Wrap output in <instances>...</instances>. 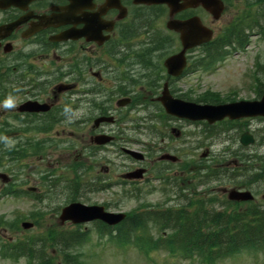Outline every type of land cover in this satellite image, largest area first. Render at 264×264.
<instances>
[{
	"label": "flooded vegetation",
	"instance_id": "flooded-vegetation-1",
	"mask_svg": "<svg viewBox=\"0 0 264 264\" xmlns=\"http://www.w3.org/2000/svg\"><path fill=\"white\" fill-rule=\"evenodd\" d=\"M135 2L34 0L0 7V137L21 142L19 152L26 155L44 145L47 126L57 136V127L69 124L75 130L76 152L86 150L108 165L111 155L122 152L132 162L123 166V175L138 168L151 171L164 153L185 152V129L192 123L167 116L159 98L165 92L176 100L196 102L190 76L209 47L187 49L183 64H173L169 73L165 61L180 53L182 45L179 34L166 27L168 10ZM200 11L188 8L176 19H189ZM66 32L71 38L57 40ZM123 121L130 126L122 127ZM233 122L255 129L251 119ZM147 130L160 146L140 141ZM200 130V136L214 134ZM236 131L225 128L222 134L235 141ZM171 140L179 145L169 147ZM130 147L141 148L145 159L135 162L125 152ZM243 170L241 164L228 166L220 175L243 181ZM101 171L104 182L109 169ZM173 176L177 178V172Z\"/></svg>",
	"mask_w": 264,
	"mask_h": 264
},
{
	"label": "rangeland",
	"instance_id": "rangeland-1",
	"mask_svg": "<svg viewBox=\"0 0 264 264\" xmlns=\"http://www.w3.org/2000/svg\"><path fill=\"white\" fill-rule=\"evenodd\" d=\"M239 0H233V3H238ZM233 13V12H232ZM206 24L211 25V19L206 16ZM223 21L216 23L214 22L215 30H218L220 26H222ZM263 44L260 42L258 44V48H262ZM254 49V47H252ZM244 54H239V56L232 55L230 59H228L220 68L218 73L209 74L202 73L201 78H197L198 81L201 82V87L203 88H213L217 90H221L222 92L227 91L230 88L238 86L242 83V78L245 75L244 70L247 68V63L244 61L245 57H242ZM195 77L191 78V84H194ZM256 126H264L263 122H256ZM173 126H177V124H173ZM69 124H62L58 126L59 135L58 140H63L66 143L67 148H62L61 152H55L54 154L48 155L45 160H42L40 163L35 159H31V162L27 165L28 169L24 171L20 168L19 165L15 172H18V187L17 189L26 191L28 187H36L39 191V195L41 193L46 192V188H44L40 183V176H38L35 172L30 173L28 176L27 171L32 170L34 165L38 166V171L43 170L40 174H45L46 171H55L56 176H63L65 179L71 178L72 173L68 166L71 161L74 160V155H72V144L74 140V130L71 128ZM193 128H186V131H192ZM159 139L151 138L150 136L142 137L143 143H158ZM186 146H189V143L193 145L195 139H187L186 137ZM181 143V142H180ZM171 147H177L179 145L178 142L170 141L169 144ZM85 153V152H84ZM193 155V154H192ZM56 158L55 161L53 159ZM87 156L82 155L79 156V160L86 161ZM112 161L109 164V167H114V171L110 172L111 176H116V174L121 173L117 171H122L123 165L120 164V161ZM121 160L126 164H131L130 161L127 160L125 156H121ZM100 160H97L99 163ZM100 166V165H99ZM99 166L92 167L93 170L87 172L83 177V182L88 183L94 177L102 176L103 172L99 170ZM23 171V172H22ZM82 174V172H80ZM27 174V176H26ZM99 174V175H98ZM109 176V175H108ZM12 180V179H11ZM115 177H111L110 182H116ZM25 183V184H22ZM66 183L63 181L57 187L56 193L52 194L51 198H47V200H43L40 203L34 201L31 197L21 195L17 198L12 197H1L0 196V214H5L6 219L11 222L12 225L17 226L14 230H6L0 231V238L5 242L11 239L12 241H26L29 238H35L37 236L46 235V230L48 227L59 226L58 225V213H56L59 206L66 204L64 200H66V196L69 195L68 190H63L62 187L65 186ZM6 185L3 184L0 180V192L1 189ZM123 188L114 186L108 190L92 192L89 187L84 185L79 190L77 195L78 200L80 202L86 204H108L111 209H116V206H119L118 209L122 211H129L136 206L134 201L128 200L123 201L120 200L121 196L118 198L115 196L116 192L121 191ZM45 194V193H44ZM43 194V195H44ZM217 194V193H215ZM219 196V194H217ZM144 201L156 204L162 202V196L159 192H153L151 194H146L144 197ZM64 204V205H65ZM181 205V203H178ZM36 210L35 214L30 217L31 220L36 222V226L28 231H23L18 227L17 224H14V219L16 217L29 216ZM30 221V220H27ZM63 230H69L72 228L70 225L61 226ZM84 229L89 230L90 238L87 243L81 247L80 252L82 253L81 259L86 262V264H201L200 259H192L186 260L180 258L178 255L174 257H170L165 252L158 251L157 253H153L152 255L147 254L144 256L137 249L133 247H127L120 249L116 245L106 242L104 239H100L95 234L94 227L92 224L84 226ZM0 264H25L24 260L19 261H11V260H2L0 258ZM217 264H264V258L260 255H239L232 257L230 259H224L219 261Z\"/></svg>",
	"mask_w": 264,
	"mask_h": 264
},
{
	"label": "trees",
	"instance_id": "trees-1",
	"mask_svg": "<svg viewBox=\"0 0 264 264\" xmlns=\"http://www.w3.org/2000/svg\"><path fill=\"white\" fill-rule=\"evenodd\" d=\"M214 215L209 220L207 214L202 220H194L185 212H179L172 219H161L162 226H170L173 232L167 238L153 239L142 227L144 216L136 214L119 226L116 238L150 248V244L156 249L168 248L171 253L177 248L182 253L203 257L207 264L242 250L264 254V217L256 218V215L252 220H241L236 214ZM188 227L190 232L185 234Z\"/></svg>",
	"mask_w": 264,
	"mask_h": 264
},
{
	"label": "water",
	"instance_id": "water-1",
	"mask_svg": "<svg viewBox=\"0 0 264 264\" xmlns=\"http://www.w3.org/2000/svg\"><path fill=\"white\" fill-rule=\"evenodd\" d=\"M202 4L210 9L213 14H215V9H220V3L214 0H206V2L201 1ZM172 2H169L171 4ZM167 111L175 115H184L183 108L178 105H167ZM201 111V109H200ZM91 219H101L107 223H116L119 221L120 217L110 213H104L101 208L97 207H85L80 204H73L63 209L61 214V220H72L73 222L88 221Z\"/></svg>",
	"mask_w": 264,
	"mask_h": 264
},
{
	"label": "bare ground",
	"instance_id": "bare-ground-1",
	"mask_svg": "<svg viewBox=\"0 0 264 264\" xmlns=\"http://www.w3.org/2000/svg\"><path fill=\"white\" fill-rule=\"evenodd\" d=\"M253 158H250V163L245 164L241 162V165H244V172H243V181H246L248 183H251L254 187H260L258 185H261L263 180H262V170L257 169L255 166H253ZM249 174H253L249 175ZM179 205V204H178ZM204 208L205 204L201 205L199 209L195 212V214L190 215L189 219H194V220H202L203 219V213H204ZM188 231H185V234H188L190 232V228L188 227Z\"/></svg>",
	"mask_w": 264,
	"mask_h": 264
}]
</instances>
